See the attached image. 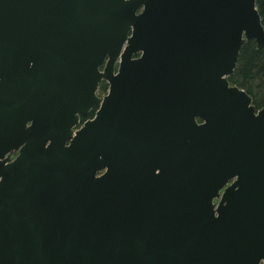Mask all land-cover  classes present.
Wrapping results in <instances>:
<instances>
[{
	"label": "water",
	"instance_id": "obj_1",
	"mask_svg": "<svg viewBox=\"0 0 264 264\" xmlns=\"http://www.w3.org/2000/svg\"><path fill=\"white\" fill-rule=\"evenodd\" d=\"M257 2L0 0V264H264Z\"/></svg>",
	"mask_w": 264,
	"mask_h": 264
},
{
	"label": "trees",
	"instance_id": "obj_2",
	"mask_svg": "<svg viewBox=\"0 0 264 264\" xmlns=\"http://www.w3.org/2000/svg\"><path fill=\"white\" fill-rule=\"evenodd\" d=\"M257 7L264 25V0H258ZM231 84L246 90L253 99L257 109L264 107V49H259L254 41L244 44L240 51L239 61L234 73L229 77ZM108 87L106 81L99 85L101 91ZM95 110L88 116H82L84 122L93 117Z\"/></svg>",
	"mask_w": 264,
	"mask_h": 264
},
{
	"label": "rangeland",
	"instance_id": "obj_3",
	"mask_svg": "<svg viewBox=\"0 0 264 264\" xmlns=\"http://www.w3.org/2000/svg\"><path fill=\"white\" fill-rule=\"evenodd\" d=\"M117 68H118V63L116 64V70H117ZM108 91H109V84H108V87L106 89H104L103 91H101L100 88H98L97 95L99 97H103V96H105L108 93ZM15 156H16V154H13L12 158L15 157Z\"/></svg>",
	"mask_w": 264,
	"mask_h": 264
},
{
	"label": "flooded vegetation",
	"instance_id": "obj_4",
	"mask_svg": "<svg viewBox=\"0 0 264 264\" xmlns=\"http://www.w3.org/2000/svg\"><path fill=\"white\" fill-rule=\"evenodd\" d=\"M88 116V115H87Z\"/></svg>",
	"mask_w": 264,
	"mask_h": 264
}]
</instances>
